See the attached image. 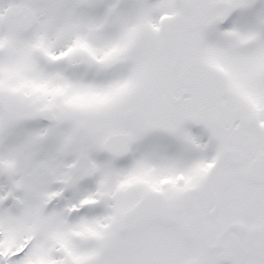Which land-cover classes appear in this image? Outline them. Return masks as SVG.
Wrapping results in <instances>:
<instances>
[{"label":"snow or ice","instance_id":"snow-or-ice-1","mask_svg":"<svg viewBox=\"0 0 264 264\" xmlns=\"http://www.w3.org/2000/svg\"><path fill=\"white\" fill-rule=\"evenodd\" d=\"M0 264H264V0H0Z\"/></svg>","mask_w":264,"mask_h":264}]
</instances>
